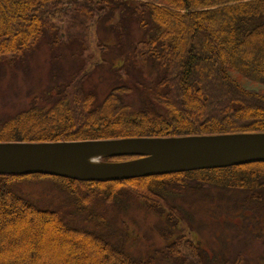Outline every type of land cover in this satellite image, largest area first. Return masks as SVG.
Listing matches in <instances>:
<instances>
[{"label":"trees","instance_id":"trees-1","mask_svg":"<svg viewBox=\"0 0 264 264\" xmlns=\"http://www.w3.org/2000/svg\"><path fill=\"white\" fill-rule=\"evenodd\" d=\"M133 28L139 32L135 40ZM100 31L114 34V44L98 40V46L111 66L121 59L114 72L127 81L98 103L82 84L93 61L86 54L88 38ZM64 38L78 46L71 52L79 59L76 70L64 86L50 89L55 94L45 93L0 121V143L264 133V93L241 82L264 88V0H0V64L12 67L42 44L64 45ZM27 176L33 175H0V264H249L241 254L231 261L211 258L185 239L176 206L166 212L162 234L172 242L136 257L95 229L74 226L60 211L16 194L13 187ZM54 180L96 228L102 218L93 203L117 201L126 186L140 192L143 210L161 216L163 202L205 186L238 191L264 211V162L110 182ZM67 237L88 246H71Z\"/></svg>","mask_w":264,"mask_h":264},{"label":"rangeland","instance_id":"rangeland-1","mask_svg":"<svg viewBox=\"0 0 264 264\" xmlns=\"http://www.w3.org/2000/svg\"><path fill=\"white\" fill-rule=\"evenodd\" d=\"M132 33L134 40L138 38L139 32L136 29L133 28ZM66 40L64 38V45L49 49L42 44L44 46H39L12 67H8L5 62L0 64V121L26 110L32 103L42 99L45 93L55 94L54 90L50 91L53 86L65 85L70 73L76 70L79 63V59L71 56V52L75 53L78 46L74 41ZM98 40L114 44L115 38L112 31L106 34L100 31L96 36L90 34L87 42L86 54L91 55L93 61L87 64L89 77L82 88L93 92L99 103L112 88L121 86L127 80L126 77L119 79V75L114 72V67L120 68L121 59H113L115 65L111 66V61L105 58L110 55H101L100 51L103 50L98 46ZM102 58L107 61H102ZM130 78L135 79L132 73ZM142 78L149 81L148 73L144 72ZM241 82L249 89L264 93V88L259 85ZM129 99L130 102L133 101L132 104H138L136 96H129ZM27 177L28 179L21 180L13 187L16 194L39 208L60 211L74 226L95 229L136 257L152 255L156 249L172 242L173 237L168 239L162 234L166 230L163 227L167 226L164 223L166 212L176 206V215L182 220L180 234L195 244L199 243L211 258L216 256L217 260L231 261L241 254L249 264L262 261L259 258L264 259V211L247 202L238 191L226 192L213 186H205L194 193L183 191L178 197L176 195L163 202L164 213L161 216L141 208L143 203L137 200L140 199L137 196L140 192L132 191L127 186L122 187L129 195L122 192L115 202L98 199V202L93 203L94 213L102 218L101 227L96 228L92 221L86 222L84 216H80L75 198L58 189L59 185L54 179L59 177ZM78 195L82 197L80 191ZM83 196L89 198L86 194ZM55 233L56 231H48L51 237ZM65 240L71 246L76 241L88 246L85 241L76 237H67ZM49 244L58 246L50 241L45 245Z\"/></svg>","mask_w":264,"mask_h":264},{"label":"water","instance_id":"water-1","mask_svg":"<svg viewBox=\"0 0 264 264\" xmlns=\"http://www.w3.org/2000/svg\"><path fill=\"white\" fill-rule=\"evenodd\" d=\"M131 157L112 162L106 159ZM264 162V133L0 143V175L110 182Z\"/></svg>","mask_w":264,"mask_h":264}]
</instances>
